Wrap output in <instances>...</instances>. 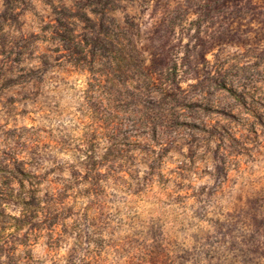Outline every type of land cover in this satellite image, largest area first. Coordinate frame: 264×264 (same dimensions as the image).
Returning a JSON list of instances; mask_svg holds the SVG:
<instances>
[{"label":"rangeland","instance_id":"1","mask_svg":"<svg viewBox=\"0 0 264 264\" xmlns=\"http://www.w3.org/2000/svg\"><path fill=\"white\" fill-rule=\"evenodd\" d=\"M149 3L151 23L137 8ZM36 7L0 4L7 264H264L257 6L63 0L50 15ZM208 152L225 182L197 196L171 165L182 156L198 166ZM153 157L159 164L145 174ZM239 174L252 179L244 184Z\"/></svg>","mask_w":264,"mask_h":264},{"label":"clouds","instance_id":"2","mask_svg":"<svg viewBox=\"0 0 264 264\" xmlns=\"http://www.w3.org/2000/svg\"><path fill=\"white\" fill-rule=\"evenodd\" d=\"M33 4H36L37 7L33 9L34 12H37L41 15H50L51 14V7H58L62 6L63 0H50L51 7L48 5H44L40 3V0H32ZM251 3L253 5H256V11L257 13L261 14V19H264V0H251ZM0 4H2V0H0ZM143 7L146 9V11L143 14V20L151 23V16L153 13L152 4L149 3L147 5H137V8ZM55 55V54H53ZM212 148H215V144L212 145ZM201 153H204V149H200ZM202 163H200L198 166H189L187 161L183 159L181 156L180 158L173 157V162L171 167L175 169L174 171V178L175 180L182 184L185 188L191 187L192 192L199 196L200 190H202L205 195H207L209 189L216 191L219 189L220 184L225 182V177L220 176L219 179H217V172L215 165L219 163V160L213 161L211 159V153L208 152L206 156L201 157ZM151 164L154 167H156L159 164V161L155 159V157L149 159L145 158L143 161V165L141 167L140 162H137V167H141V170L145 174H149L148 172V165ZM177 164L182 165V168H176L175 166ZM237 174H234L236 176ZM238 178L241 181H244V184H247L248 180H251L252 178L248 176L247 174H239ZM232 181L229 180V183ZM201 186H204L201 189ZM19 215V213H17ZM39 251V249H37ZM42 257H36L37 260L41 259ZM0 262H3V264H7V257L0 256Z\"/></svg>","mask_w":264,"mask_h":264},{"label":"trees","instance_id":"3","mask_svg":"<svg viewBox=\"0 0 264 264\" xmlns=\"http://www.w3.org/2000/svg\"><path fill=\"white\" fill-rule=\"evenodd\" d=\"M167 79V80H166ZM167 84L174 85L176 83V80L173 75H170V73L166 74V77L164 79Z\"/></svg>","mask_w":264,"mask_h":264}]
</instances>
